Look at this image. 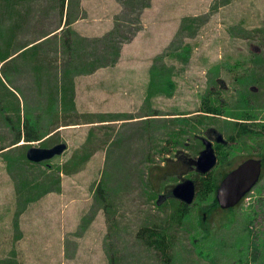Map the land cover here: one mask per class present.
I'll return each instance as SVG.
<instances>
[{"label": "rangeland", "instance_id": "rangeland-1", "mask_svg": "<svg viewBox=\"0 0 264 264\" xmlns=\"http://www.w3.org/2000/svg\"><path fill=\"white\" fill-rule=\"evenodd\" d=\"M143 1L121 0L118 29L85 40L60 27L65 0H0V264H17L10 247L28 204L35 222L46 208L54 217L58 204H85L76 233L104 223L106 264H264V178L234 208L208 215L214 192L190 205L171 195L185 179L202 182L173 164L196 159L208 129L227 137L236 120H264V0H180L188 15L153 59L142 105L77 113L76 79L113 65ZM27 128L42 138L15 144ZM59 143L67 150L51 160L26 159L30 147ZM162 238L166 247L153 244Z\"/></svg>", "mask_w": 264, "mask_h": 264}, {"label": "crops", "instance_id": "crops-1", "mask_svg": "<svg viewBox=\"0 0 264 264\" xmlns=\"http://www.w3.org/2000/svg\"><path fill=\"white\" fill-rule=\"evenodd\" d=\"M179 1L147 0L141 5L139 28L121 43L115 63L76 79L72 103L77 113H127L142 105L153 59L169 46L180 20L188 15L187 3L181 8ZM122 10L121 0H65L60 27L85 40H101L118 29ZM31 205L20 214L19 237L10 247L17 264H106L104 223L97 220L82 235L76 233L85 204H58L60 214L54 217L52 208H46L37 222L28 218Z\"/></svg>", "mask_w": 264, "mask_h": 264}, {"label": "water", "instance_id": "water-1", "mask_svg": "<svg viewBox=\"0 0 264 264\" xmlns=\"http://www.w3.org/2000/svg\"><path fill=\"white\" fill-rule=\"evenodd\" d=\"M216 140L219 142L221 135L218 134ZM205 144V149L194 161L196 170L201 174H206L215 164V156L210 148V143L205 141ZM66 148L64 143L49 148L30 147L26 151V159L31 163H41L61 155ZM259 174L260 162L255 160L246 161L228 173L216 190L215 200L218 207L222 210L234 208L256 184ZM171 195L185 205H190L195 198L193 181L185 179L178 183L172 188ZM204 218L205 216H203V220Z\"/></svg>", "mask_w": 264, "mask_h": 264}, {"label": "flooded vegetation", "instance_id": "flooded-vegetation-1", "mask_svg": "<svg viewBox=\"0 0 264 264\" xmlns=\"http://www.w3.org/2000/svg\"><path fill=\"white\" fill-rule=\"evenodd\" d=\"M232 129H234L233 134L230 133L227 137H223L221 134L217 133L216 131L208 129L205 133L206 137L201 139V143L204 146V149L206 146L205 141L210 143V148L212 149L213 154L215 156V164L209 171H207L206 174H201L196 170L194 164L195 159L194 160L189 159L188 161H183L182 158H180V156H176L174 160L173 165L177 164L179 165V167L181 166L183 167L184 164H188L189 169L193 170L196 173V175L199 174L198 175L199 178L201 179L207 178V184L211 182V179L213 177L212 175L213 170L221 166L223 171L219 172L218 176L213 177L216 178L215 181L216 187L214 191L215 197H216V190L220 182L226 177V175L231 171L235 170L236 168H238L241 164L245 163L246 161L255 160L260 162V174L258 180L248 193H250L252 189H254L264 178V120H260V119L236 120L235 122H233ZM218 134L221 135V140L219 142L216 140ZM249 136L253 137V141L250 143V146L248 144L247 145L245 144V141L248 140ZM235 145H237L241 149V152L239 153V155H237L235 161L228 163L222 161L221 159L223 157H227L228 153L234 148ZM203 150L199 152L198 156ZM166 161L169 162L170 160L168 159ZM190 180H192L194 183L195 194H196V180L194 179H190ZM209 194H211V192H207V196ZM241 200L238 204L241 203ZM207 204H210L209 206H207V215L209 214L211 209H216V211L220 209L218 205L214 208L212 207V205L217 204V202L212 201V203L207 202Z\"/></svg>", "mask_w": 264, "mask_h": 264}, {"label": "trees", "instance_id": "trees-1", "mask_svg": "<svg viewBox=\"0 0 264 264\" xmlns=\"http://www.w3.org/2000/svg\"><path fill=\"white\" fill-rule=\"evenodd\" d=\"M9 57H6L4 59H2L1 61H5L7 60ZM116 61V60H115ZM115 63V62H114ZM113 63V64H114ZM209 111V113H216L214 109H211V108H207V112ZM26 127V125H24ZM21 135V136H20ZM19 137H18V141L15 142L18 143L21 139V137L24 139L25 142H31V141H39L42 137L39 135V134H36V133H33L32 130L28 129L22 133H20ZM5 148H2L0 149V151H3ZM202 182L198 183L196 182V194H198L199 197H205L207 196V192H214V188L216 186V178H212L211 179V182H209L207 184V178H203V180H201ZM208 188V189H207ZM215 202V201H214ZM217 204H213L212 207H216ZM151 235H152V232H151ZM156 236V234H154ZM153 241V240H152ZM164 239H158V240H155L154 239V242L153 244H155L156 246L158 247H161V248H164L166 246H164ZM163 250V249H161Z\"/></svg>", "mask_w": 264, "mask_h": 264}]
</instances>
